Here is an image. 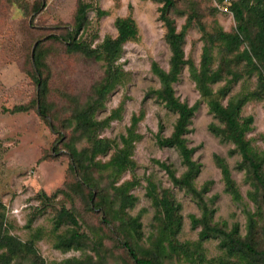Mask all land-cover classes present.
I'll use <instances>...</instances> for the list:
<instances>
[{"label": "rangeland", "instance_id": "rangeland-1", "mask_svg": "<svg viewBox=\"0 0 264 264\" xmlns=\"http://www.w3.org/2000/svg\"><path fill=\"white\" fill-rule=\"evenodd\" d=\"M233 1L238 0H173L166 15L177 31L185 32L183 51L187 63L172 87L180 101L188 105L198 102L184 137L186 145L194 148L192 160L200 164L194 187L199 189L205 181H212L204 193V201L215 210L213 223L226 230L237 224L243 237L249 214H252L256 220V245L264 249V206L249 197L254 185L246 169L237 168L241 155L235 144L209 130L211 123L220 125V122L201 97L191 74L193 68L196 72L201 69V56L204 48H208L209 66L221 75L210 84L213 93H219L223 105L235 98L248 97L239 115L253 117L245 138L253 151L262 153L264 96L260 98L256 73H249L245 61L240 60L239 53L247 45L244 43L238 50L227 53L223 50L224 42L214 37L219 29L235 30L236 21L229 7ZM80 5L86 6V23L75 33L74 15ZM162 5L160 0H0V210L4 212L9 234L21 241L26 242L35 231H40L35 247L44 264L67 258H78L88 264H134L123 241L130 242L141 254H147L153 244L155 249L158 246L164 252L158 264H218L225 259L248 264L238 255L227 256L219 247L220 237L202 242L201 262L192 252L169 251L168 240L161 234L156 207L147 196L149 183L155 186L158 196L162 191L169 193L181 204L183 216L180 231L172 237L176 243L197 240L200 226L192 228L189 218L190 214H201L196 199L174 184L166 170L156 163L158 160L169 164L176 177L186 168L177 149L160 146L156 139L157 134L163 137L171 134L177 113L156 96H147L150 89L161 87L159 78L151 70L152 63L169 69L171 52L167 26L160 16ZM126 17L133 19L137 33L133 39L122 43L113 61L124 73L123 80L108 90L102 107L94 112V120L101 122L118 109L117 117L108 119L96 132V138L102 139L104 146L94 160L108 162L124 146L122 138L128 135L131 117L140 116L133 129L139 138H134L128 147L133 166L112 175L116 185L131 182L128 192L136 201L125 209V218L138 216V230L131 229L127 219L125 223L118 218L108 222L100 209H90L89 190L75 186L79 180L76 172H81V166H75L70 157L71 147L88 153L95 141L79 135L73 114L91 103L108 63L97 57L99 49L106 38L116 37V20ZM69 32L85 49L95 50L94 55L69 52L64 40ZM35 46L42 75L47 80L46 118L37 110V84L31 59ZM224 61H228L227 66ZM252 93L256 94L251 96ZM20 104L25 105L26 110H12ZM215 155L225 160L240 200H234L225 192ZM72 166L76 170H72ZM111 173V168H106L92 175L98 178L100 187L107 188ZM93 192L96 201L97 189ZM61 206L75 208L81 230L88 234L82 249L61 251L53 246V218ZM66 230L67 225L61 224L55 232ZM189 247L193 249L194 245ZM17 258L13 259L15 264H30L33 257ZM252 262L264 264V258Z\"/></svg>", "mask_w": 264, "mask_h": 264}, {"label": "trees", "instance_id": "trees-1", "mask_svg": "<svg viewBox=\"0 0 264 264\" xmlns=\"http://www.w3.org/2000/svg\"><path fill=\"white\" fill-rule=\"evenodd\" d=\"M163 2L160 8V16L167 26V39L170 48L169 69H162L157 63L153 62L151 65L152 72L159 78L161 87L158 89H150L148 95H154L163 101L170 110L177 113L176 121L173 125V130L169 136L163 137L156 135L157 143L160 146L174 147L178 150L181 156V161L185 165V171L181 176L176 177L173 169L169 164L156 160V163L163 167L172 182L180 188H184L186 192L191 194L201 209L200 216L190 214V223L192 228L200 226L197 234V240L186 241L184 243H176L172 236L176 235L182 226L183 216L180 213L181 204L176 202L174 198L167 192L162 191L161 195L155 193V186L152 183L148 184L147 196L151 199V203L157 210V219L161 224V234L168 240L169 251L183 249L182 252L188 254L192 252L193 257L199 262L201 254L202 242L210 238L220 237L219 247L222 248L227 256L238 255L240 258L250 261H257L264 258V249L258 247L255 242V226L256 220L252 214H249L247 232L241 237L237 224H233L229 230L224 229L213 223V214L215 210L206 205L204 201V193L212 183L207 180L203 185L196 189L193 185V180L200 170V164L192 160L191 155L194 148L186 145L184 134L189 131L188 124L191 117L198 108V102L188 105L179 100L174 94L172 83L177 81L178 75L187 63L184 58L183 44L185 40L184 30H176L172 20H170L166 13L173 5V0H160ZM220 2L224 0H219ZM233 12L236 21V28L233 32H225L219 29L214 35L215 38L224 42L223 50L227 53H232L239 49L242 44H246L239 53L240 60L245 61V66L249 73L255 72L257 79V86L259 92L264 96V0H238L233 1L229 5ZM86 23V6L80 5L74 15L75 33H77ZM117 35L114 39L106 38L100 49L98 58H104L107 63L106 74L103 76L98 86L94 91V96L91 103L85 108L81 107L73 114V121L75 128L80 130L79 135L87 136L92 141V145L88 153L85 151L77 152L76 148H70L71 162L75 166L80 165L81 172H76L79 175V180L75 183L77 189L85 187L88 189L87 196L89 201L92 200L90 209H100L103 218H107L111 222V218H118L122 223L128 220L131 229L138 230L139 223L138 216L126 217V208L132 207L136 201V197L130 194L129 187L131 182H124L116 185L112 175H118L124 168L133 166L132 160L128 157L131 142L134 138H139L133 129L139 120L140 116L133 115L131 117V124L128 128L127 137H123L124 146L105 163L97 162L94 157L103 151L104 142L102 139L96 138V132L108 122L111 117H117V110L113 111L110 117L97 122L94 120V112L102 107L103 100L108 90L116 83L123 80L124 73L113 64V61L118 57L121 51L123 42L133 39L136 36L137 29L131 17L119 18L116 20ZM54 36V35H50ZM67 50L69 52H84L86 55H94V51H88L82 46V42L75 39V35L64 37ZM211 38H213L211 36ZM37 46V45H36ZM31 53V59L34 63V79L37 84V99L38 112L46 118L45 98L47 94V80L43 77L41 71V60L37 47ZM211 54L208 48H204L201 56V69L196 72L193 68L191 71L192 78L200 92L201 97L207 102L209 110L219 120L220 125L211 123L209 130L225 140H230L235 144V148L241 155V161L237 164L238 169H246L254 185V191H249V197L255 203H260L264 206V150L262 153L253 151L248 139L245 138L246 132L250 130V125L253 121L251 115L247 117H240V109L248 100V97L243 96L228 101L225 105L220 102L219 93H213L211 83L220 79L221 75L218 70L210 68ZM228 61H224V66H227ZM257 91V92H258ZM254 93L251 94V96ZM256 94V93H255ZM254 94V95H255ZM25 105H16L13 111L26 110ZM81 156V157H79ZM215 163L220 169L222 179L224 181V190L228 192L234 200L241 199V195L231 177V172L225 160L215 155ZM72 166V170L76 167ZM106 168H111V179L108 181V187L103 188L99 186L98 178L94 177V171L102 172ZM100 187V188H99ZM97 189L98 199L94 201V190ZM109 190V191H108ZM47 198L46 195H41ZM2 207L0 203V208ZM161 221V222H160ZM106 222V219H105ZM66 224L67 230L63 233H56L55 230L61 225ZM7 221L5 220L4 212L0 210V264H15L14 258L27 259L32 256L30 264H44L43 258L37 253L35 241L41 237L40 231H35L32 237L26 242L21 241L12 234H9ZM53 246L61 251H68L71 249H82L88 234L81 230L80 222L74 207L68 208L61 206L56 210L53 218ZM264 236V228H263ZM193 244V249L190 245ZM129 256L134 264H158V260L164 256L162 249H155V245L147 250V254H141L136 250L130 242L123 241ZM151 247V246H150ZM149 247V248H150ZM16 259V260H17ZM54 264H88L85 260L78 258H67ZM218 264H238L236 261L229 259L219 260ZM251 264H254L253 262Z\"/></svg>", "mask_w": 264, "mask_h": 264}]
</instances>
